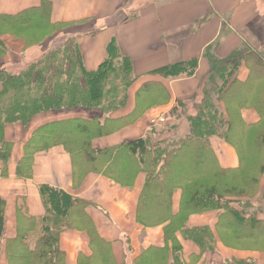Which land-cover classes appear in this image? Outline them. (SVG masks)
I'll list each match as a JSON object with an SVG mask.
<instances>
[{
  "label": "trees",
  "instance_id": "16d2710c",
  "mask_svg": "<svg viewBox=\"0 0 264 264\" xmlns=\"http://www.w3.org/2000/svg\"><path fill=\"white\" fill-rule=\"evenodd\" d=\"M64 25L52 21L51 3L46 0L14 14L0 13V59L7 52L1 38L3 33L9 31L24 36L29 47L33 41L37 42L35 30L50 32L57 28L59 31ZM30 30L33 34L28 42V36L23 34ZM107 50L106 59L95 70L85 67L75 37L67 38L62 48L45 53L44 57L19 70H8L0 65V160L5 166L13 147L3 135L7 123L21 121L26 126L42 111L93 109L98 112L93 117H72L39 126L25 142L17 175L31 178L35 155L58 145L71 155L73 176L79 183L90 172L102 173L121 184L133 183L139 172L145 173L137 221L144 226L163 225L165 243L145 249L134 264H191L204 253L216 251L217 236L211 226L188 225L190 215L195 213L218 210L217 231L227 245H233L234 240L249 242L264 238V219L258 217V212L247 211L252 207L251 199L257 194L264 173V90L258 91L255 101L262 116L259 124L245 123L240 113L249 89L253 91L254 82L264 79V52L241 47L225 59L211 56L212 71L207 88L194 103L193 113H180L178 108L186 106L179 100L171 111V122L163 127L171 132L178 129L180 136L155 138L157 131L152 129L143 137L95 147L94 139L132 123L145 114L149 106L171 97L164 81H144L136 92L134 108L125 115L111 116L128 104L130 88L137 75L132 59L123 54L115 38L109 42ZM243 61L252 75L247 84L234 77ZM197 67L198 58H192L161 66L151 74L192 76ZM181 117L186 121V128L180 132L174 120L179 123ZM213 136L236 147L240 159L238 167L221 166L211 141ZM178 190H181L180 202L175 211L174 197ZM40 192L46 213L35 218L19 212L17 233L5 243L9 264H66L59 237L65 229L74 227L87 230L93 249V255L81 259L80 264H127L125 260L117 262L112 257L111 243L98 234L86 211L89 201L73 198L62 189L46 184L40 186ZM242 198L247 200L242 201L244 209H239L234 203H240ZM4 208L5 202L0 197V248ZM178 232L200 248L199 253L191 255L190 261L183 256ZM229 264H255V260L235 258Z\"/></svg>",
  "mask_w": 264,
  "mask_h": 264
},
{
  "label": "crops",
  "instance_id": "0c3cea01",
  "mask_svg": "<svg viewBox=\"0 0 264 264\" xmlns=\"http://www.w3.org/2000/svg\"><path fill=\"white\" fill-rule=\"evenodd\" d=\"M45 0H0V13H17L40 5ZM51 3L53 22L65 24L63 38L75 37L85 67L95 70L108 55V44L115 38L123 54L133 61L137 79L130 88L128 104L111 116L130 112L136 104V92L144 81L162 80L171 97L158 106H151L144 116L111 134L96 138V147L119 144L125 140L143 137L153 122L165 116L180 101L200 100L212 71L210 57L227 58L234 50L248 47L264 52V0H46ZM61 37V38H62ZM8 47L0 65L11 66L23 58L25 42L9 34L2 37ZM198 58L196 73L192 76L161 77L151 71L161 66ZM11 64V65H10ZM251 70L245 61L235 72V79L250 83ZM250 79V80H249ZM240 113L247 124H259L261 113L255 101L258 91L264 90V79L254 82ZM209 86V85H208ZM247 89L245 91V97ZM237 104V103H236ZM225 108V104L222 103ZM85 109V108H83ZM79 108L42 111L35 114L26 126L21 121L7 123L3 128L5 140L13 144L8 164L0 160V196L7 201L5 236H14L17 208L29 215L44 213L40 186L49 184L61 188L73 198L91 201L86 208L101 237L111 243V254L117 262L134 260L142 249L164 245L163 225L146 227L137 221L136 208L145 173L137 175L133 186H122L110 177L97 172L88 173L79 183L72 179V158L62 146L39 152L35 157L33 176L17 175V164L24 154L25 142L41 125L77 116L92 117L93 109ZM124 112V113H123ZM213 147L223 167L240 165L234 145L213 136ZM179 190L174 197L177 211ZM264 195V173L260 178L257 203ZM218 210L190 215V226L209 225L219 243L216 251H208L191 264H220L226 259H253L264 264V249L256 241L234 240L227 245L217 231ZM264 218V213H260ZM183 240L185 258L199 252L191 240ZM128 239V240H127ZM61 249L66 253V264H80L81 259L93 255L90 237L85 229L69 228L61 233ZM5 249L0 252V264H7ZM82 256V257H81Z\"/></svg>",
  "mask_w": 264,
  "mask_h": 264
},
{
  "label": "rangeland",
  "instance_id": "374dc122",
  "mask_svg": "<svg viewBox=\"0 0 264 264\" xmlns=\"http://www.w3.org/2000/svg\"><path fill=\"white\" fill-rule=\"evenodd\" d=\"M65 31H66V28H64V26H62L61 27V30H59L58 31V29L57 28H55V31L54 30H52V31H43V32H38V31H34V35H37L36 37H37V42H34L33 41V43H32V45H29V47H27V42H26V39L24 38V36H17V35H15V34H13L12 32H5V33H3L2 35H1V38L3 37V35H5V34H9V35H11V36H13V38H15V39H21V40H23L24 42H25V49H24V53H23V55L24 56H22L23 58H21L20 60L19 59H17V60H14L15 62H14V64L13 65H11V66H5L4 64H2V65H4L5 67H7V69L8 70H19L22 66H24V65H26V64H28V63H31V62H34V61H37L38 59H40V58H42V57H44L45 56V53H47V52H50V51H53V50H55V49H58V48H62V46H63V43L66 41V39H64L62 36H63V33L65 34ZM32 34H33V30H30V31H28V32H26V33H24L23 35H25V36H28V39H27V41L29 42V40L31 41L32 40ZM46 37H50V38H48V39H46ZM62 37V38H61ZM27 38V37H26ZM67 38H70V37H67ZM3 40V39H2ZM42 41V42H41ZM4 42V41H3ZM41 42V43H40ZM6 45V44H5ZM7 46V45H6ZM7 51H8V47H7ZM7 53V52H6ZM5 56V55H4ZM4 56H2V58L4 57ZM1 58V59H2ZM205 88H207V85H205ZM185 102V106L186 107H179L178 108V111L180 112V113H182V112H186L187 114L188 113H193V105H194V103L195 102H197V100H185L184 101ZM162 103H164V102H162ZM159 105V103H155V106H158ZM152 106V105H151ZM151 106H149L148 108H147V110L144 112V113H146L147 111H148V109L151 107ZM79 109H83V108H79ZM83 110H85V109H83ZM89 110V109H88ZM171 111H172V109H171ZM171 111L170 112H168V114L167 115H165V116H161V117H159L158 119H153L152 121L153 122H161V123H163V124H158L157 126H153V128H154V130H156L157 132H155V134L156 135H153L155 138H165V139H167V138H169V136L171 137V136H174L175 134H176V136H180V134L179 133H177V131H178V129H176V131L175 130H173V131H175V132H171L170 130H168V129H166V128H163V127H165V125L166 124H169L170 122H171V117H170V115H171ZM94 112L95 113H93L94 115L93 116H95L96 114H98V112L96 111V110H94ZM124 113V112H123ZM145 114H143L142 116H144ZM92 116V117H93ZM142 116H140L139 118H141ZM77 117H84V116H77ZM86 118H88V117H86ZM139 118H137V119H139ZM162 118H164V119H162ZM67 119V118H66ZM137 119H135L133 122H135ZM61 120H63V119H61ZM31 121V120H30ZM132 122V123H133ZM174 122H175V124H179V126H178V128L180 129V132L182 131V129H185L186 128V121H185V119H184V117H181L180 118V122L178 123L177 121H175L174 120ZM173 123V122H172ZM29 124V123H28ZM131 124V123H130ZM127 125H129V124H127ZM115 131H116V129H115ZM114 132V131H113ZM112 132V133H113ZM152 132V130L150 131V133ZM111 134V133H110ZM146 136V135H145ZM96 139H94L93 140V145L95 146V144H94V141H95ZM126 141H128V140H125V141H123V142H126ZM120 143H122V142H120ZM119 143V144H120ZM58 146H61V145H58ZM55 147V146H54ZM63 147V146H62ZM96 147V146H95ZM64 148V147H63ZM65 150V149H64ZM37 155V154H36ZM36 155H35V157H36ZM34 164H35V162H34ZM73 171H74V168H73V161H72V179L73 180H75L74 179V176H73ZM34 173V172H33ZM141 172H139L138 173V175L140 174ZM109 177V176H108ZM112 179V178H111ZM114 180V179H113ZM136 180V179H135ZM135 180L133 181V183H130V184H121V183H119V182H117V183H119V184H121L122 186H133L134 185V182H135ZM84 180H82V181H80V183H82ZM115 181V180H114ZM46 185H49V184H46ZM143 185H144V183H143ZM143 185H142V187H143ZM49 186H51V185H49ZM51 187H54V186H51ZM142 187H141V190H142ZM54 188H56V187H54ZM57 189H60L61 190V188H57ZM141 190H140V192H141ZM64 191V190H63ZM179 191V190H178ZM177 191V192H178ZM257 193H259V189H258V192ZM256 196V195H255ZM1 197V199H3L4 200V202H5V208H4V216L6 215V206H7V203H6V199L5 198H3L2 196H0ZM41 197H42V195H41ZM139 197H140V195H139ZM80 199H85V200H87V201H89V204H91V201L90 200H88V199H86V198H80ZM244 200H247L246 198H242V200L240 201V203H234V206H236V207H239V209H244V203L242 202V201H244ZM262 200H264V198H261V200L259 201V202H257L256 204L255 203H253L252 202V207H249V208H247V211H249V212H258V217L259 218H262L261 216H260V213H264V211H262V209L264 210V201H262ZM43 201V200H42ZM138 201H139V198H138ZM251 201H253V198L251 199ZM179 202H180V198H179ZM43 203V207H44V213L42 214V215H39V216H37V215H29V214H27V215H29V216H34L35 218H41L42 216H44L45 215V213H46V206H45V203L44 202H42ZM88 204V205H89ZM137 205H138V203H137ZM178 209H179V206H178ZM19 212H23V209L21 208H17V212H16V220H15V229H16V231L14 232V236H9V237H6L5 236V229H6V221H4V234H3V237H2V239H1V250H4L6 247H5V243H6V240H7V238H12V237H15V235H16V233H17V225H18V214H19ZM136 212H137V208H136ZM262 219H264V218H262ZM5 220H6V218H5ZM188 225H189V223H188ZM190 226V225H189ZM199 226H202V225H199ZM146 227H151V226H146ZM190 227H192V226H190ZM195 227V226H194ZM67 229H69V228H67ZM66 230V229H65ZM97 230H98V228H97ZM163 232H165L164 231V227H163ZM98 234L100 235V233L98 232ZM179 235H181L182 237H183V239H185V240H187L183 235H182V233H179L178 232V236ZM101 236V235H100ZM164 236H165V233H164ZM230 236V235H229ZM60 238H61V234H60V237H59V245H60V247H61V244H60ZM103 238V237H102ZM105 241H108V240H106L105 238H103ZM179 239H180V241L182 242L183 240L180 238V236H179ZM128 240V239H127ZM164 240H165V238H164ZM191 241H193V240H191ZM194 242V241H193ZM197 246H198V244L196 243V242H194ZM217 243H219V240L217 239ZM216 243V244H217ZM255 243H259V246L262 248V249H264V238H262L261 240H259V241H256ZM183 245V244H182ZM151 246H157V245H151ZM200 249V248H199ZM1 250H0V252H1ZM143 251H144V249H142ZM142 251V252H143ZM141 252V253H142ZM199 252H200V250H199ZM198 252V253H199ZM140 253V254H141ZM183 256L185 257V251H184V245H183ZM5 257H6V263L7 264H9V261H8V258H7V256L5 255ZM187 258V257H186ZM185 258V259H186ZM135 260V259H134ZM134 260H132V261H130V260H125L126 261V263L127 264H134ZM187 260V259H186ZM190 260H191V256H190ZM189 260V261H190ZM232 260H233V258L232 259H226L225 260V262H223V263H225V264H229L230 262H232ZM198 261V260H197ZM197 261H193V262H197Z\"/></svg>",
  "mask_w": 264,
  "mask_h": 264
},
{
  "label": "built area",
  "instance_id": "2783aa9c",
  "mask_svg": "<svg viewBox=\"0 0 264 264\" xmlns=\"http://www.w3.org/2000/svg\"><path fill=\"white\" fill-rule=\"evenodd\" d=\"M162 119H164V118H162Z\"/></svg>",
  "mask_w": 264,
  "mask_h": 264
}]
</instances>
